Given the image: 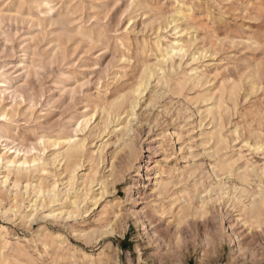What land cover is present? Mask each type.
<instances>
[{"label": "clouds", "instance_id": "clouds-1", "mask_svg": "<svg viewBox=\"0 0 264 264\" xmlns=\"http://www.w3.org/2000/svg\"><path fill=\"white\" fill-rule=\"evenodd\" d=\"M0 264H264V0H0Z\"/></svg>", "mask_w": 264, "mask_h": 264}]
</instances>
